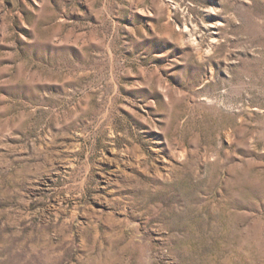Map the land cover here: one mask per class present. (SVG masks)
<instances>
[{
    "label": "rangeland",
    "instance_id": "obj_1",
    "mask_svg": "<svg viewBox=\"0 0 264 264\" xmlns=\"http://www.w3.org/2000/svg\"><path fill=\"white\" fill-rule=\"evenodd\" d=\"M0 264H264V0H0Z\"/></svg>",
    "mask_w": 264,
    "mask_h": 264
}]
</instances>
